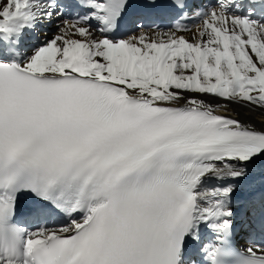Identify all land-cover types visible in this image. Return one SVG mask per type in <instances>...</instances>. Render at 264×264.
I'll return each instance as SVG.
<instances>
[{
  "label": "snow or ice",
  "instance_id": "6c2138e0",
  "mask_svg": "<svg viewBox=\"0 0 264 264\" xmlns=\"http://www.w3.org/2000/svg\"><path fill=\"white\" fill-rule=\"evenodd\" d=\"M232 106L264 110V0H0V264H264Z\"/></svg>",
  "mask_w": 264,
  "mask_h": 264
},
{
  "label": "bare ground",
  "instance_id": "6f19581e",
  "mask_svg": "<svg viewBox=\"0 0 264 264\" xmlns=\"http://www.w3.org/2000/svg\"><path fill=\"white\" fill-rule=\"evenodd\" d=\"M204 2H207V0H204ZM186 35L188 34L186 33ZM233 108H235V106L230 107L227 113H225L223 110H218L217 114H221V115L227 114V115L236 116V112L238 111L241 113L239 118L244 122L251 123L257 128L264 126V112L262 110L256 109L255 111L249 113L247 110L239 109V108H236V110L234 111ZM237 242L240 244V246H243L247 242L246 237L242 232L238 233Z\"/></svg>",
  "mask_w": 264,
  "mask_h": 264
},
{
  "label": "rangeland",
  "instance_id": "374dc122",
  "mask_svg": "<svg viewBox=\"0 0 264 264\" xmlns=\"http://www.w3.org/2000/svg\"><path fill=\"white\" fill-rule=\"evenodd\" d=\"M260 110H262V109H260ZM263 112H264V110H262Z\"/></svg>",
  "mask_w": 264,
  "mask_h": 264
}]
</instances>
